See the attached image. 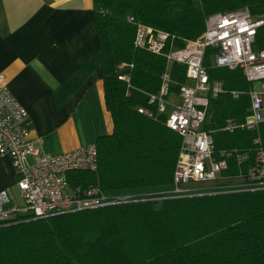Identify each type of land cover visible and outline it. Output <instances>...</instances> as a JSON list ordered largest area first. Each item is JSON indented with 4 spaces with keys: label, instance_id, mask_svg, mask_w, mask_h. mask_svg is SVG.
I'll list each match as a JSON object with an SVG mask.
<instances>
[{
    "label": "trees",
    "instance_id": "16d2710c",
    "mask_svg": "<svg viewBox=\"0 0 264 264\" xmlns=\"http://www.w3.org/2000/svg\"><path fill=\"white\" fill-rule=\"evenodd\" d=\"M93 3L106 105L114 127L97 142V171L73 170L69 179L74 185L100 186L109 194L164 185L171 189L135 195L113 206L0 226V264H264V190L221 192L226 189L209 187L182 197L171 194L182 137L149 103L159 92L168 65L166 52H150L134 40L141 22L169 33L165 51L171 43L181 48L201 36L214 13L248 8L254 17H264V0ZM255 48L264 49V25ZM205 65L212 83L220 82L224 91L210 99L204 128L213 135L215 155L228 159L222 178L240 177L253 161L254 139L261 137L264 145V122L257 130L225 127L230 121L245 122L254 86L241 69ZM170 73L175 91L188 81L183 64L171 63ZM232 91L240 95L235 99ZM140 107L154 117L139 112ZM244 152L250 158L239 164L237 153Z\"/></svg>",
    "mask_w": 264,
    "mask_h": 264
},
{
    "label": "built area",
    "instance_id": "2783aa9c",
    "mask_svg": "<svg viewBox=\"0 0 264 264\" xmlns=\"http://www.w3.org/2000/svg\"><path fill=\"white\" fill-rule=\"evenodd\" d=\"M129 20L134 18L129 17ZM262 25L264 17H254L248 8L214 13L207 18L200 37L188 40L181 48L171 43L165 51L170 41L169 33L137 23L136 46L156 54L166 52L167 68L160 76L159 92L150 96L149 103L156 106L158 114L166 115L168 128L182 137L170 191L173 196H187L197 191L182 186L190 182L214 181L212 188L226 189L221 192L264 190V145L261 137L254 139V158L246 174L237 179L220 181L222 172L229 167L228 159L215 155L213 135L204 128L209 118L210 99L224 91L222 85L212 83L210 79L204 63L207 50L215 54L214 66L234 71L241 69L247 81L252 83L264 81V49L253 48ZM174 62L186 66V76L190 81L180 86L179 103L169 100L174 93L170 73V65ZM232 95L236 99L240 92L232 91ZM249 95L251 113L245 122L236 125L230 121L226 129L241 126L257 130L264 122V87L263 92L252 88ZM138 111L154 117L150 109L140 107ZM28 120V112L13 96L6 77L0 75V154L10 156L16 172L21 174L16 184L21 201L17 200L11 187L0 191V226L130 201V196L109 194L100 186L85 187L71 183L69 173L73 170L97 171V143L53 155L43 149L40 140L31 139ZM30 157H33L32 162L28 159ZM249 158V152L237 153L239 164Z\"/></svg>",
    "mask_w": 264,
    "mask_h": 264
},
{
    "label": "crops",
    "instance_id": "0c3cea01",
    "mask_svg": "<svg viewBox=\"0 0 264 264\" xmlns=\"http://www.w3.org/2000/svg\"><path fill=\"white\" fill-rule=\"evenodd\" d=\"M93 15V0H0V75L28 112L31 139L53 155L97 143L113 132ZM10 158L0 154V191L11 187L21 201L16 185L21 174ZM170 189L115 193L132 197Z\"/></svg>",
    "mask_w": 264,
    "mask_h": 264
},
{
    "label": "rangeland",
    "instance_id": "374dc122",
    "mask_svg": "<svg viewBox=\"0 0 264 264\" xmlns=\"http://www.w3.org/2000/svg\"><path fill=\"white\" fill-rule=\"evenodd\" d=\"M253 48H255V47H253ZM205 61H206L205 63H207L208 65L214 66L215 54L213 53V51L208 49V53H207ZM214 82L216 84L220 85V86L222 85L220 82H218L216 80ZM263 82L264 81H261V82L260 81H255V82H253L252 86H254L253 88H255L258 92H263V89H262V86H261ZM186 83H190V81H187ZM172 91L174 93L171 94V97H169V100H173V102L179 103V101H180V97L178 96L179 90L175 91V90L172 89ZM263 101H264V97H263ZM232 179H237V177H232V178H228V179L227 178L226 179L222 178V179H220V181H227V180H232ZM214 184H215L214 181H211V182L210 181H207V182H190L189 184L182 185V186L188 187V188L190 187V188L198 190V189L209 188V187L213 186Z\"/></svg>",
    "mask_w": 264,
    "mask_h": 264
}]
</instances>
